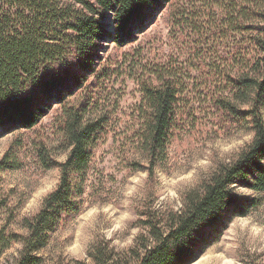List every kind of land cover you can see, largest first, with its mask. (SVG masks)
<instances>
[{"label": "rangeland", "instance_id": "374dc122", "mask_svg": "<svg viewBox=\"0 0 264 264\" xmlns=\"http://www.w3.org/2000/svg\"><path fill=\"white\" fill-rule=\"evenodd\" d=\"M229 1L168 0L133 40L123 46L113 37L100 42L94 73L85 74L82 88L65 103L49 104L36 128L5 132L0 127L4 238L27 235L23 220L37 215L59 184L57 164L70 152L61 127L68 108L87 109L86 120L105 118V131L83 193L75 199L79 209L50 235L39 253L42 264H96L98 249L111 255L108 264H137L132 251L140 237H148L150 216L163 221L171 212L180 213L189 192L238 158L253 132L222 112L218 102L232 100L229 78L248 58L251 37L227 27ZM113 19L107 13L102 24L112 30ZM160 69L175 77L179 96L165 155L152 167L141 140L142 89L145 81L155 82ZM235 194L246 202L259 199L261 206L246 217L227 213L224 227L208 228L210 243L192 264H264V233L254 232L264 226V195L241 185ZM248 219L251 224L242 227L239 222ZM22 249L20 242H10L0 251V264H16Z\"/></svg>", "mask_w": 264, "mask_h": 264}, {"label": "trees", "instance_id": "16d2710c", "mask_svg": "<svg viewBox=\"0 0 264 264\" xmlns=\"http://www.w3.org/2000/svg\"><path fill=\"white\" fill-rule=\"evenodd\" d=\"M167 1L0 0V127L5 132L36 128L49 104L65 103L82 88L85 74L94 73L100 42L113 37L123 46L133 40L154 9ZM239 1L227 4L226 23L235 32L249 34L250 49L248 58L239 62L242 69L229 78L232 100L218 105L235 123L249 125L253 140L234 162L189 192L180 213L171 212L163 221L150 216L145 222L148 237H140L132 251L137 264H192L210 243L208 228L224 227L227 213L246 217L261 206L259 199L241 200L235 186L264 195V0ZM107 13L114 17L112 30L102 24ZM169 73L156 70L155 82L143 83L141 140L152 167L165 155L177 116L179 85ZM86 111H65L61 127L70 152L57 164V188L37 215L23 220L27 235L7 240L0 233V251L10 242L23 245L16 264H42L39 253L47 248L50 235L79 209L75 199L83 193L93 151L105 131V118L86 120ZM94 259L108 264L111 255L98 249Z\"/></svg>", "mask_w": 264, "mask_h": 264}, {"label": "clouds", "instance_id": "9594fccd", "mask_svg": "<svg viewBox=\"0 0 264 264\" xmlns=\"http://www.w3.org/2000/svg\"><path fill=\"white\" fill-rule=\"evenodd\" d=\"M239 223L242 227H247L251 224V220L250 219L243 220V221H240ZM254 232L256 234L264 233V226H256V228L254 229Z\"/></svg>", "mask_w": 264, "mask_h": 264}, {"label": "snow or ice", "instance_id": "6c2138e0", "mask_svg": "<svg viewBox=\"0 0 264 264\" xmlns=\"http://www.w3.org/2000/svg\"><path fill=\"white\" fill-rule=\"evenodd\" d=\"M244 139H245V140H249L250 137H247V136H246V137H244ZM239 143H243V141H240Z\"/></svg>", "mask_w": 264, "mask_h": 264}]
</instances>
